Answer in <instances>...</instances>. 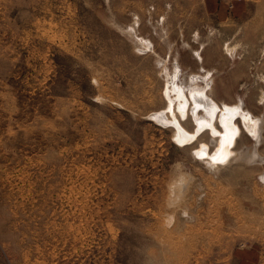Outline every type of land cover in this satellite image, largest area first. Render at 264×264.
<instances>
[{"label": "rangeland", "instance_id": "obj_1", "mask_svg": "<svg viewBox=\"0 0 264 264\" xmlns=\"http://www.w3.org/2000/svg\"><path fill=\"white\" fill-rule=\"evenodd\" d=\"M0 264H264V0H0Z\"/></svg>", "mask_w": 264, "mask_h": 264}, {"label": "bare ground", "instance_id": "obj_2", "mask_svg": "<svg viewBox=\"0 0 264 264\" xmlns=\"http://www.w3.org/2000/svg\"><path fill=\"white\" fill-rule=\"evenodd\" d=\"M134 36H135L134 38L137 39V41H138L137 43H138V45L140 47L141 46L142 47H149V45L145 42V40L143 39V37L138 36L136 34H134ZM148 43H149V41H148ZM196 53H197V51H196ZM163 67H165L164 68V71H165V74L167 75V77H165V78H167L165 80V82H167L166 88H165V92H166L165 94H166V96H167V98L169 100L172 99L173 96H175V98L179 101V103H178V109H179V111H180V113L182 115L184 114L185 106H186V104L188 102V99H189L188 94H189L190 98L193 101V104H194V112L199 107L204 108L205 110L209 109V106L211 105V102H209V99H208L209 97H207L206 95H204L205 93L203 91H201L197 87H195L196 86V82L195 81H197L198 79L199 80L200 79H204L203 76H199V75H196V74H191V75L189 74L190 75L191 83L193 82V85L194 86H192V84H191L187 90H184V89H186V88H184L185 86L182 87V85L179 84L181 82L178 83L175 80V78L178 76V72H179L178 69H180L178 67V65H175L174 70H170V71H167L168 68L166 69V66H163ZM169 103L171 105L172 101L170 100ZM170 105L168 107H170ZM211 110L212 111H210V117H211L212 113L214 112V109H211ZM231 110L236 111L237 108L236 109L235 108H232ZM151 115H152V112H151ZM153 115H154L153 116L154 119H157L159 122L161 120V123L162 122L173 123V124L176 125V127H179V124L176 122L175 117H173L170 120V118L169 117H166V115L163 112H154ZM224 118H225V120L222 121L223 122V127H224L223 129L224 130L222 129V132L216 130L211 125L209 126V128H210V130L212 131L213 134L219 135V137H218L219 138V141H218L219 150L218 149L217 150L215 149L216 152H214L213 155H209V154L206 155L207 153H205V148H204L205 145H204V147L201 146V148L199 149V151H197V153L200 154V157L208 156V159H210L209 162H212V161L213 162L214 161L217 162V161H221V160L222 161L223 160L225 161V158L228 156L229 153H231V150L229 149V146L234 141V136L236 135L234 129H236V127H234V125H232V123H231L232 121L230 120V116L227 118V116L224 115ZM250 121L249 120L247 121L246 127H249V129L251 131V127H253L254 120H250ZM195 123H196V127L198 129H201L202 127H205L208 124L207 119L202 118V117H195ZM180 128H178V132L176 133V137H177L178 140L185 141V139H186V141H187L188 139H192L195 136V134H193V132L190 133L188 131L187 132L186 131H181ZM180 177H182V176H180ZM174 184H175L174 186L176 187L177 185H176V182L175 181H174ZM178 185H180V183ZM177 187H179V186H177ZM174 192H175V190H174Z\"/></svg>", "mask_w": 264, "mask_h": 264}]
</instances>
